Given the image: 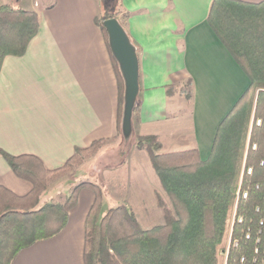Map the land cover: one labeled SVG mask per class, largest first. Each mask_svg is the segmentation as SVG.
Returning <instances> with one entry per match:
<instances>
[{"label":"crops","instance_id":"obj_1","mask_svg":"<svg viewBox=\"0 0 264 264\" xmlns=\"http://www.w3.org/2000/svg\"><path fill=\"white\" fill-rule=\"evenodd\" d=\"M0 1L34 10L40 20L25 53L8 54L2 61L0 150L37 155L53 169L77 148L116 135L118 82L97 22L101 0ZM211 3L120 0L123 11L117 16L138 50L140 92L134 133L157 135L164 152L196 147L202 159L208 158L222 119L250 89L248 75L208 23ZM189 79L191 99L180 96L190 103L189 111L172 114L171 106L181 108L182 101L174 102L168 88ZM252 122L253 114L242 166ZM0 184L19 195L32 187L1 153ZM94 198L92 189L82 187L65 228L22 248L11 264H85V219Z\"/></svg>","mask_w":264,"mask_h":264},{"label":"trees","instance_id":"obj_2","mask_svg":"<svg viewBox=\"0 0 264 264\" xmlns=\"http://www.w3.org/2000/svg\"><path fill=\"white\" fill-rule=\"evenodd\" d=\"M101 3L103 11L97 22L104 33L118 82L117 135L122 134L124 79L103 22L108 17H117L123 7L120 0ZM128 14L123 12L124 16ZM207 19L248 75L250 86L264 85V0H212ZM39 28L36 11L0 1V68L6 55L25 53ZM172 89L169 87L168 93ZM192 91L189 79L182 94L189 100ZM138 108L139 96L133 120ZM250 113L248 88L220 122L207 159L201 158L196 147L164 152L157 135H136L137 147L148 153L168 196L165 200L158 194L164 220L151 227H144L125 203L103 212L100 185L93 181L76 185L64 202L40 204L43 192L51 184L116 135L77 148L62 166L53 169L46 167L37 155H14L0 150L14 173L32 184L23 195L0 184V264H11L22 248L59 234L68 222L69 211L77 204L82 187L95 193L85 219V264H219L220 245L237 194ZM253 118L236 209L243 221L234 223L232 239H237L238 245L231 244L227 264H264V227L261 240L256 242L259 221L264 218V89L258 91ZM257 118L261 124H256ZM253 143L257 144L255 148ZM243 191L248 192L246 197ZM247 230L252 233L250 239L245 237ZM241 257L245 260L241 261Z\"/></svg>","mask_w":264,"mask_h":264},{"label":"rangeland","instance_id":"obj_3","mask_svg":"<svg viewBox=\"0 0 264 264\" xmlns=\"http://www.w3.org/2000/svg\"><path fill=\"white\" fill-rule=\"evenodd\" d=\"M121 16L123 17V15ZM183 85H174L171 92L172 98L175 99L173 100L174 102L177 100L176 98L180 99V96L183 99L185 98V95L182 94ZM260 89H264V85L260 83L250 86V109L253 102L255 108L257 94ZM180 101H182L181 108L171 106L170 111L172 114L177 113L179 115L180 112L181 114L188 113L190 103L187 100L180 99ZM252 111L253 109H251L250 116L253 114ZM136 139V134L133 131L129 138H125L123 134L118 133L114 138L106 141L95 153L85 158L66 175L51 184L43 192L40 204L46 201L64 202L66 196L76 185L83 181H93L100 185L103 212L113 206L125 203L130 205V208L135 211L140 223L144 227H151L163 222V210L157 202L158 194L165 200H168V196L159 176L151 165L148 153L145 149L137 147ZM241 168L242 170L239 171L241 174L239 173L240 176H238L237 181V190L241 183L242 164ZM235 199L231 203L232 211ZM229 219L228 227L219 249V264H224L225 261L224 250L229 240L230 226L232 224L230 217Z\"/></svg>","mask_w":264,"mask_h":264},{"label":"water","instance_id":"obj_4","mask_svg":"<svg viewBox=\"0 0 264 264\" xmlns=\"http://www.w3.org/2000/svg\"><path fill=\"white\" fill-rule=\"evenodd\" d=\"M103 24L108 33L109 46L124 79V108L121 127L123 136L129 138L133 132V111L140 92L138 51L118 17H108Z\"/></svg>","mask_w":264,"mask_h":264},{"label":"built area","instance_id":"obj_5","mask_svg":"<svg viewBox=\"0 0 264 264\" xmlns=\"http://www.w3.org/2000/svg\"><path fill=\"white\" fill-rule=\"evenodd\" d=\"M254 120V118H253ZM256 124H261V119L260 118H257L256 119ZM253 148H255L257 146L256 143H253ZM263 163V162H262ZM252 172V167H249L248 168V173H251ZM241 185V183H240ZM240 185L238 187V190H237V194H236V199L234 201V208H233V211H232V216H231V232H230V236H229V240H228V243H227V246L225 247V261H224V264H227V257H228V251H229V248L231 246V244H234V245H238V240L237 239H232V230H233V226H234V223L235 221H238V222H242L243 221V217L242 216H238L237 213H236V209H237V202H238V198L241 194V188H240ZM242 195L243 197H246L248 195V192L247 191H243L242 192ZM259 209V207L257 208ZM259 225H260V229H259V233L256 237V242H259L261 240V233H262V229L264 227V218H262L260 221H259ZM245 237L250 239L252 237V233L250 230H247L246 231V234H245ZM255 251L257 252L258 251V248H255ZM245 260V257H241V261H244Z\"/></svg>","mask_w":264,"mask_h":264}]
</instances>
